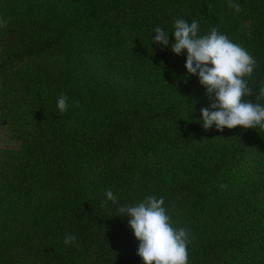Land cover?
Returning a JSON list of instances; mask_svg holds the SVG:
<instances>
[{"label": "trees", "instance_id": "trees-1", "mask_svg": "<svg viewBox=\"0 0 264 264\" xmlns=\"http://www.w3.org/2000/svg\"><path fill=\"white\" fill-rule=\"evenodd\" d=\"M232 3L0 0V121L20 143L0 151V264H143L115 215L150 195L189 231L188 264H264V128L205 130L186 53L151 45L177 18L217 28L255 58L264 104V0Z\"/></svg>", "mask_w": 264, "mask_h": 264}, {"label": "clouds", "instance_id": "clouds-1", "mask_svg": "<svg viewBox=\"0 0 264 264\" xmlns=\"http://www.w3.org/2000/svg\"><path fill=\"white\" fill-rule=\"evenodd\" d=\"M229 6L239 11V5L232 0H229ZM199 29L198 20L189 22L177 18L171 32L162 27L153 29L156 35L152 33L151 45L169 48L171 33L170 51L177 56L186 53L183 79L196 76L210 101L208 107L200 110L202 127L208 130L214 126L221 132L237 126L264 128V104L247 99L253 96L248 78L257 67L255 58L217 28H211L205 35H200ZM259 97H264V87H261ZM187 106L186 118L194 112V107ZM56 107L60 113L68 111L70 105L66 95L58 97ZM105 195V203L117 202L111 190ZM164 203L163 197L146 196L142 202L119 206L115 216L127 218V224L139 242L137 255L143 264H188L190 233L184 227L174 226ZM64 243L74 245L77 238L66 235Z\"/></svg>", "mask_w": 264, "mask_h": 264}, {"label": "rangeland", "instance_id": "rangeland-1", "mask_svg": "<svg viewBox=\"0 0 264 264\" xmlns=\"http://www.w3.org/2000/svg\"><path fill=\"white\" fill-rule=\"evenodd\" d=\"M20 143L11 136L7 121H0V151L3 149H18Z\"/></svg>", "mask_w": 264, "mask_h": 264}]
</instances>
